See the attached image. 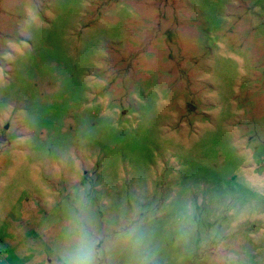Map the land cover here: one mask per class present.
Masks as SVG:
<instances>
[{
    "label": "rangeland",
    "instance_id": "374dc122",
    "mask_svg": "<svg viewBox=\"0 0 264 264\" xmlns=\"http://www.w3.org/2000/svg\"><path fill=\"white\" fill-rule=\"evenodd\" d=\"M264 264V0H0V261Z\"/></svg>",
    "mask_w": 264,
    "mask_h": 264
},
{
    "label": "clouds",
    "instance_id": "9594fccd",
    "mask_svg": "<svg viewBox=\"0 0 264 264\" xmlns=\"http://www.w3.org/2000/svg\"><path fill=\"white\" fill-rule=\"evenodd\" d=\"M64 264H93L91 249L86 241L64 258Z\"/></svg>",
    "mask_w": 264,
    "mask_h": 264
},
{
    "label": "snow or ice",
    "instance_id": "6c2138e0",
    "mask_svg": "<svg viewBox=\"0 0 264 264\" xmlns=\"http://www.w3.org/2000/svg\"><path fill=\"white\" fill-rule=\"evenodd\" d=\"M0 264H3V262H2V261H0Z\"/></svg>",
    "mask_w": 264,
    "mask_h": 264
}]
</instances>
